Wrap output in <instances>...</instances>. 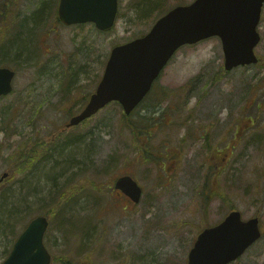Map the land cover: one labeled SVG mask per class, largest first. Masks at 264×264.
Here are the masks:
<instances>
[{
  "label": "rangeland",
  "instance_id": "374dc122",
  "mask_svg": "<svg viewBox=\"0 0 264 264\" xmlns=\"http://www.w3.org/2000/svg\"><path fill=\"white\" fill-rule=\"evenodd\" d=\"M58 1L0 0V65L16 71L13 92L0 99V176L10 172L0 186V263L23 230L14 222L16 230L4 233L10 218L4 213L18 205L11 221L50 216L45 243L52 264L70 257V264H186L199 231L232 208L244 219L258 215L263 230L232 264H264V12L260 64L226 71L218 37L183 46L131 115L113 102L65 129L49 162L26 178L25 165L23 172L13 166L26 137L49 139L65 128L95 91L111 49L193 0H120L108 32L89 23L64 25ZM249 113L255 122L247 131ZM141 122L151 133L133 134L129 125ZM233 139L235 151L214 153ZM125 174L142 185L140 203L111 183ZM94 179L102 192H95ZM62 191L64 212L53 218L47 211ZM101 205L107 209L96 219ZM86 221L91 242L76 253L72 232Z\"/></svg>",
  "mask_w": 264,
  "mask_h": 264
},
{
  "label": "water",
  "instance_id": "95a60500",
  "mask_svg": "<svg viewBox=\"0 0 264 264\" xmlns=\"http://www.w3.org/2000/svg\"><path fill=\"white\" fill-rule=\"evenodd\" d=\"M264 0H195L177 6L161 17L145 36L115 46L96 91L84 109L67 126L80 124L112 101L121 103L126 115L136 108L152 88L156 78L183 45L219 36L225 55L224 67L258 62L255 47ZM118 0H59L58 14L66 25L94 22L102 31L112 29ZM15 71L0 67V97L13 90ZM9 175L5 172L0 183ZM138 203L143 189L130 175L116 181ZM49 219L33 218L17 238L9 256L1 264H51L45 245ZM262 235L259 217L243 220L234 210L219 224L201 231L189 252L187 264H229L240 257Z\"/></svg>",
  "mask_w": 264,
  "mask_h": 264
},
{
  "label": "trees",
  "instance_id": "16d2710c",
  "mask_svg": "<svg viewBox=\"0 0 264 264\" xmlns=\"http://www.w3.org/2000/svg\"><path fill=\"white\" fill-rule=\"evenodd\" d=\"M150 124L149 123H147V124H145L144 122H141V123H135V125H129V127L131 128V130H132V132H133V134L134 135H136V136H143L144 134V132H147V131H145L144 129L147 127V126H149ZM147 133H151V130L149 129L148 130V132ZM15 157V160H16V163L13 165L14 167H15V169H17V170H19L20 172H23L22 171V169H23V165H24V152H23V149H22V147H21V149L19 150V152L14 156ZM67 161V160H66ZM68 164H69V161H67L66 162V166H68ZM54 168V167H53ZM57 168V167H56ZM56 168H55V170H56ZM100 172V171H99ZM43 174V173H42ZM42 174H40V176H38V177H40V178H42L41 177V175ZM37 177V176H36ZM50 177V176H49ZM36 180V179H35ZM41 180V179H40ZM115 178L114 179H112V181H111V183H113L114 184V182H115ZM37 182H39V181H37ZM110 183V184H111ZM93 185H94V190H95V192L96 193H99V192H102V190H101V188H100V186H99V184H98V182L94 179V182H93ZM63 190V189H62ZM65 196H68V194L66 193V192H64V191H62L54 200H53V202H52V204L51 205H49L50 207H51V209L49 210V211H47V213L48 214H51V216L54 218V217H59L61 214L60 213H62V212H64L63 210H62V208L64 207L63 205H62V207H60V206H58V204H60L62 201H63V199H64V197ZM107 205V204H106ZM106 205H101V207L97 210L98 211V213L96 214V219H98V218H100L99 216L100 215H104L105 213H104V209H107V206ZM13 206H15L14 208H12L11 206H10V208H7V212H8V214H5L4 213V215L5 216H7V217H10V218H12L13 216H15L16 215V208H17V206L16 205H13ZM62 211V212H61ZM73 215H75V214H73ZM49 218H50V216L49 215H47ZM10 218L8 219V223H7V225H5V227H4V231L5 230H7V229H9L10 231H13V230H16V228L14 227V226H11L10 227V225L11 224H14V222H16V223H18V224H21L22 223V226H21V228L22 229H24L25 227H26V225H27V222L25 221V220H23V219H13L12 221L10 220ZM16 220V221H15ZM81 221V220H80ZM89 221V220H88ZM88 221H86L84 224H82L81 226H79L78 228H76L73 232H72V235L74 234L75 236L74 237H77L78 239L75 241V243H74V247H73V249H75L76 250V253H79L78 252V250L81 248L82 249V251L83 250H85V249H87V246H89L90 245V240H88L87 242L85 241V238H87V236H88V231L86 230V225H87V222ZM73 223H74V220L72 221ZM93 224H96V222H95V218L93 219ZM72 225H75V224H72ZM4 233H7V231H5ZM77 233V234H76ZM18 234V233H17ZM20 234V233H19ZM17 237H18V235H16V237H15V240L17 239ZM75 258V257H74ZM74 258L73 257H70V258H64V260H63V264H70V263H72V261L74 260ZM55 259V258H54ZM88 261H90V260H88ZM87 261V262H88Z\"/></svg>",
  "mask_w": 264,
  "mask_h": 264
},
{
  "label": "flooded vegetation",
  "instance_id": "af4514ba",
  "mask_svg": "<svg viewBox=\"0 0 264 264\" xmlns=\"http://www.w3.org/2000/svg\"><path fill=\"white\" fill-rule=\"evenodd\" d=\"M118 3L120 5V0H118ZM263 12L264 11H262V17H261V21H260V24L258 27L259 33L261 35V41L258 44V46L261 44L262 39H263V32L261 31V27H260V25L262 24V21H263ZM258 46L256 47V53H257ZM257 55H258L259 59H262L258 53H257ZM263 103L264 102H262V104ZM258 107L261 108V105L258 104ZM247 117H248V120L246 122V127H245L246 129L244 128L243 130L249 131L250 128L254 125L255 116L253 113H249L247 115ZM247 134L248 133H246V135ZM240 135L245 136L244 134H241V133H235V136H240ZM31 136H35V134H30L29 136L26 137L28 142H27V144H25V150H24V165H25V177L26 178L27 177L30 178L31 176L36 178V173L39 170L43 169L44 166L49 162V159L54 155V151H56L57 146H58L56 138H58V136H63V132H62V128H61L60 132L53 133L51 136H49V139L42 137V139L35 138L37 140H34L33 137H31ZM185 136H187V134H185ZM32 139L34 141H32ZM237 145H238L237 140H234V142L229 144V146H226V149L224 148V150H223V148H220V149L216 148L214 153L216 151L217 152L218 151L219 152L227 151V150L230 152L232 150L235 151V148L237 147ZM27 181H28V179H27ZM28 184H29V182H28ZM119 192H121V191H119ZM122 194H124V193L122 192ZM124 195L127 198H129L126 194H124ZM233 209L234 208H232L231 210H233Z\"/></svg>",
  "mask_w": 264,
  "mask_h": 264
}]
</instances>
